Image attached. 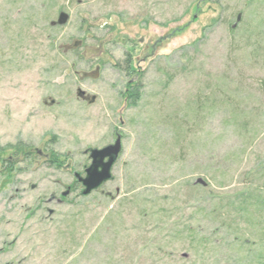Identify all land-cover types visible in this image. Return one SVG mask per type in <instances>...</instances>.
Returning a JSON list of instances; mask_svg holds the SVG:
<instances>
[{
  "label": "rangeland",
  "instance_id": "1",
  "mask_svg": "<svg viewBox=\"0 0 264 264\" xmlns=\"http://www.w3.org/2000/svg\"><path fill=\"white\" fill-rule=\"evenodd\" d=\"M0 264H264V0H0Z\"/></svg>",
  "mask_w": 264,
  "mask_h": 264
},
{
  "label": "water",
  "instance_id": "2",
  "mask_svg": "<svg viewBox=\"0 0 264 264\" xmlns=\"http://www.w3.org/2000/svg\"><path fill=\"white\" fill-rule=\"evenodd\" d=\"M69 15L65 12L60 13L57 22H53V25H64L67 23ZM84 95V92L81 93ZM122 152V136L118 135L116 140L103 147V148H94L88 147L83 151L85 155H88L91 162L89 165L84 167L82 171H74L73 175L83 186L81 189V195L89 196L92 192L98 190L105 183L112 180L113 176V167L118 161ZM84 173V175H83ZM197 182H201L204 185L206 184L201 179ZM68 192H65L64 195H67Z\"/></svg>",
  "mask_w": 264,
  "mask_h": 264
},
{
  "label": "trees",
  "instance_id": "3",
  "mask_svg": "<svg viewBox=\"0 0 264 264\" xmlns=\"http://www.w3.org/2000/svg\"><path fill=\"white\" fill-rule=\"evenodd\" d=\"M130 60H128L127 62L129 63ZM132 67V64L127 65V72L128 70L130 71ZM133 71V70H131ZM141 85L137 82L135 83H130V85L128 86L127 92L126 94V99L127 102L129 103L130 106H135L139 100L141 99L142 93H141ZM10 151L11 152V156L8 158H3L2 161L5 162V164L8 166L7 167V171H12L13 167L16 163H18V161H14L12 158L16 157L19 158L20 157H25L27 159L29 158H33L34 156H36L35 152L32 150L31 146H24V145H17V146H13L11 148H5L2 152L4 153L5 151ZM20 162V161H19ZM51 164H53L54 166L60 167L62 164V161L60 159V156L57 155L56 153H53L50 157V160L48 161Z\"/></svg>",
  "mask_w": 264,
  "mask_h": 264
},
{
  "label": "flooded vegetation",
  "instance_id": "4",
  "mask_svg": "<svg viewBox=\"0 0 264 264\" xmlns=\"http://www.w3.org/2000/svg\"><path fill=\"white\" fill-rule=\"evenodd\" d=\"M84 170V169H83ZM83 172V171H82ZM83 175H84V173H83ZM76 187H78V189H80V191H81V189H82V185H81V183L77 180V178H75V180H74V182H73V184L72 185H70V187H69V189L70 190H74V189H76ZM54 198V197H53ZM63 199L61 198V199H59V201H62Z\"/></svg>",
  "mask_w": 264,
  "mask_h": 264
}]
</instances>
